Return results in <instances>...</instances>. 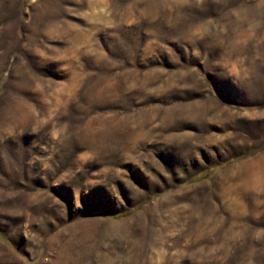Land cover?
I'll list each match as a JSON object with an SVG mask.
<instances>
[{"label":"rangeland","instance_id":"rangeland-1","mask_svg":"<svg viewBox=\"0 0 264 264\" xmlns=\"http://www.w3.org/2000/svg\"><path fill=\"white\" fill-rule=\"evenodd\" d=\"M0 264H264V0H0Z\"/></svg>","mask_w":264,"mask_h":264},{"label":"bare ground","instance_id":"bare-ground-1","mask_svg":"<svg viewBox=\"0 0 264 264\" xmlns=\"http://www.w3.org/2000/svg\"><path fill=\"white\" fill-rule=\"evenodd\" d=\"M257 165H258V164H257ZM257 165H256V166H257ZM253 167H254V166H253ZM253 170H255V169H253Z\"/></svg>","mask_w":264,"mask_h":264}]
</instances>
